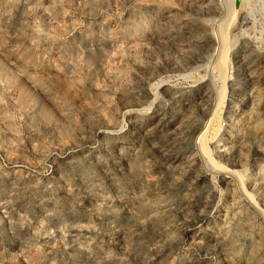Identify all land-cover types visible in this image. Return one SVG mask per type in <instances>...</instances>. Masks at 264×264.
I'll return each instance as SVG.
<instances>
[{
    "label": "rangeland",
    "instance_id": "obj_1",
    "mask_svg": "<svg viewBox=\"0 0 264 264\" xmlns=\"http://www.w3.org/2000/svg\"><path fill=\"white\" fill-rule=\"evenodd\" d=\"M0 264H264V0H0Z\"/></svg>",
    "mask_w": 264,
    "mask_h": 264
},
{
    "label": "bare ground",
    "instance_id": "obj_2",
    "mask_svg": "<svg viewBox=\"0 0 264 264\" xmlns=\"http://www.w3.org/2000/svg\"><path fill=\"white\" fill-rule=\"evenodd\" d=\"M220 27H222V26H220ZM218 28H219V27H218ZM225 31H226V30H225ZM219 35H220L219 38H221L220 41H222V50H221V54L219 55V60H218V62H217V71H218V74H219V75H222V74H223V71H224V62H225V56H224V53H225V50H226V49H224V46H225V40L228 39V37L225 38L223 28H222V29L220 28ZM227 35H228V33H227ZM227 35H226V36H227ZM227 41H228V40H227ZM219 44H220V43H219ZM227 46H228V45H227Z\"/></svg>",
    "mask_w": 264,
    "mask_h": 264
}]
</instances>
